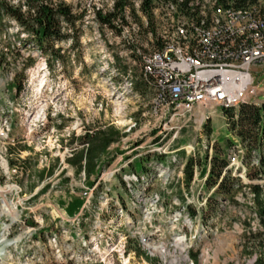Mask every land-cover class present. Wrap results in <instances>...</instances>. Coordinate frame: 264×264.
<instances>
[{"label":"rangeland","instance_id":"obj_1","mask_svg":"<svg viewBox=\"0 0 264 264\" xmlns=\"http://www.w3.org/2000/svg\"><path fill=\"white\" fill-rule=\"evenodd\" d=\"M65 1L86 14L83 35L76 50L71 42L62 44L70 62L56 63L53 71L30 45L16 59L18 27L13 21L4 25L12 46L0 66V123L11 126L10 136H0V264H195L194 255L196 264H252L243 247L249 226L258 228L251 190L238 194L239 203L225 204L220 219L203 224L194 216L210 193L201 173L208 141L228 133L221 106L198 105L171 118L163 107L155 112L152 89L139 93L131 84L142 75L144 56L155 51L156 37L175 40L180 13L156 3L155 38L147 34L145 18L142 27L130 16L119 35L96 20L97 9L112 10L114 0ZM133 1L139 9L141 0ZM29 55L36 61L20 75L25 88L17 95L14 78ZM208 65L189 68L199 75L243 71L238 64ZM252 69L254 85L245 102L264 101V65ZM112 124L127 135L110 148V164L89 186L84 173L77 175L66 162L80 147L71 143ZM148 154L150 171L138 181L132 165ZM188 157L198 161L189 185ZM134 166L142 172L140 161ZM43 169L49 172L41 176ZM77 199L84 208L70 216L67 206Z\"/></svg>","mask_w":264,"mask_h":264},{"label":"trees","instance_id":"obj_2","mask_svg":"<svg viewBox=\"0 0 264 264\" xmlns=\"http://www.w3.org/2000/svg\"><path fill=\"white\" fill-rule=\"evenodd\" d=\"M214 2L215 9L223 8L235 12H247L250 18L255 21L258 29L248 26L247 34L253 36L255 33H263L264 35V7L260 4V0H215ZM156 3L162 4L170 10H176L180 13L178 17L182 16L177 21L180 27H176L173 42L163 41L156 37L158 30ZM203 4V0H141L139 9H136L133 0H114L112 10L105 12L97 9L96 20L102 28H110L122 35L124 28L129 26L130 16L142 27L146 24L147 34L156 37L157 40L153 44L156 45L155 51L163 49L170 43L175 46H184L191 40L192 44H195L192 52L202 54L206 57L205 59L215 63L219 61L220 57L225 59L241 47L246 48L248 36L238 33L232 35L231 41L236 39L234 46L231 45V41L225 43L219 41V38L214 40L212 47L206 43H196L199 31L210 29L212 25L209 19L211 16L209 7H204ZM258 9L259 13H257ZM205 11L209 16L204 15ZM85 15L74 11L65 0H20L18 3L13 0H0V41L5 38L4 43L7 44L0 50V66L3 67L7 62V53L11 52L12 46L11 43H8L10 39L8 40L6 37L9 28L4 25L7 21H13L18 27L14 42L20 41L21 43L19 47L13 49L15 58H19L23 47L30 45L31 48L39 51L40 55L45 58L49 70L53 71L56 63L65 65L70 62V58L67 56L68 52L62 47L64 42H71L72 49H78L83 35ZM143 18L146 19L145 24ZM181 27L187 29L185 37L179 35ZM195 49L196 51H194ZM133 52L135 53L134 50ZM35 61L36 58L29 55L24 69L16 72L13 83L17 95H20L25 88L19 81L20 75L25 77L24 71L33 66ZM142 71L140 78L135 77L136 80L133 78L135 82L132 79L131 84H133L134 90L139 93L148 88L152 89L154 92L153 104L156 108L155 98L162 95V88L155 82L154 77L146 74L144 69ZM128 72L127 69L125 74ZM222 112L228 133L226 137H219L214 143L208 141L206 164L201 173L203 178L205 177L204 186L210 193L205 197V207L201 209L200 213L195 212L194 216H198L203 224H206L208 218L220 219L226 208L225 204L239 203L238 194L244 189L251 190L254 195L253 202L258 218V228L254 230L249 226L243 235V247L248 256L253 257L252 264H264V101L260 104L252 101L242 102L237 106L223 107ZM208 122L205 124V128H208L209 133L212 134L213 131ZM126 135L113 124L99 127L94 131H87L82 136L73 138L74 141L71 145L78 142L80 147L73 149L72 155L66 159V162L75 168L77 175L84 173L88 185L93 186L91 183L93 175L98 176L110 164V161L106 160L110 148ZM234 158L238 159L239 164L232 165ZM158 159L161 160V157ZM145 160H150V154L145 156L143 161L138 160L142 165L141 173H137L134 166L138 161L128 164V166L133 164L132 172L135 173L134 178L138 181L141 180L142 174L150 171L145 165ZM197 166V159L188 157L184 167L188 185L195 177ZM48 172L43 169L41 176ZM52 173L53 171H51ZM84 203L85 201L79 199L69 203L67 206L68 215L73 216L79 212L84 208ZM146 258L152 261L148 254H146ZM192 259L196 264L197 255H194Z\"/></svg>","mask_w":264,"mask_h":264},{"label":"built area","instance_id":"obj_3","mask_svg":"<svg viewBox=\"0 0 264 264\" xmlns=\"http://www.w3.org/2000/svg\"><path fill=\"white\" fill-rule=\"evenodd\" d=\"M229 10L224 11L222 14L229 12ZM257 13H259V9ZM175 23V27H180L177 20ZM182 29L184 30V28ZM184 32L186 33V31ZM234 33H241L242 36H248L246 46L247 55L241 56L240 60H230L228 56V62L216 63L225 66H231L233 64L242 65L243 71L238 73L245 74L247 72V84L241 87L232 97H229L222 88H218L217 91H212L208 86L200 84L199 76L201 74L194 73L189 67L191 64L197 65V56H201L202 54L192 52L195 44H192L191 40L184 44V49H177L175 44L170 43L163 49L144 56L143 69L145 73L154 77L156 83L165 85L167 89V98L169 100V112L166 113L167 117L170 116L169 113L172 112V109L177 107L190 108L197 107L198 105L207 106L209 104L222 102L232 103L238 100L248 99L247 94L254 85L252 66L261 67L264 65V36L253 37L251 34H247V29L243 27H237L236 31L229 32V26H227L218 33L219 41L225 43L227 41L230 42L233 38L232 34ZM206 44L211 47L213 46V42H206ZM213 52L216 51L213 50ZM216 64L210 63V65ZM96 262L98 260H95Z\"/></svg>","mask_w":264,"mask_h":264},{"label":"bare ground","instance_id":"obj_4","mask_svg":"<svg viewBox=\"0 0 264 264\" xmlns=\"http://www.w3.org/2000/svg\"><path fill=\"white\" fill-rule=\"evenodd\" d=\"M215 0H203L204 7H209L210 10V22H212V25L210 27V29H204V30H200L198 37L196 39V43H206V42H214L215 39L219 38L218 37V33L220 31H222V29L226 28L227 26H229V30L231 31H236L237 27H243L244 29H247L248 26L253 27L254 29H257V26L255 24V21L253 19L250 18V15L247 12H235L233 10H229V12H226L225 14H222L224 11L223 8H217L215 9L214 6V2ZM204 15L207 16V11L204 12ZM209 16V15H208ZM231 21V22H230ZM186 31V33L184 32ZM179 35L185 37V35L187 34V29H179ZM247 33H248V29H247ZM236 34V33H234ZM239 35H242L241 33H238ZM233 35V34H232ZM260 36H264L263 33H255L253 35V37H260ZM236 39H233L231 41V45L234 46ZM177 47V49H184V46L180 45V46H175ZM247 55V51L245 47H241L239 50L234 51L231 53V55L229 56V59L231 60H240L241 56H246ZM206 57L204 56H197V65L201 66V65H206L210 63L216 64V63H225L228 62L227 58H223L220 57L219 61L212 62L209 61L207 59H205ZM208 65V66H209ZM199 82L200 84L206 85L210 88V90L212 91H217L218 88H222L223 90L226 91V93L228 94L229 97L234 96L238 90L243 87L244 85L247 84V72L245 74L243 73H238L236 71H224V70H216V71H209V72H205V73H201V75L199 76ZM161 88H162V95L157 96L155 104H156V110L158 108L162 109L165 111H169V100L167 98V89L165 87V85L160 84ZM245 102V100H238L235 102H222V103H217L215 105H219L221 107H232V106H237L240 103ZM194 107H177L175 109H172V112H170L171 118L181 115L183 113H187L190 112L191 110H193ZM157 113V112H156ZM6 122V121H5ZM10 124V123H9ZM7 123V125H9ZM5 126V125H4ZM1 123H0V136H7V134L9 135V133H7L6 130H8V127L11 126L9 125L7 128H5ZM10 136V135H9ZM8 136V137H9ZM11 140H14V138H10ZM15 141V140H14ZM233 161H236V159L234 158ZM6 207V206H5ZM1 256V254H0Z\"/></svg>","mask_w":264,"mask_h":264},{"label":"crops","instance_id":"obj_5","mask_svg":"<svg viewBox=\"0 0 264 264\" xmlns=\"http://www.w3.org/2000/svg\"><path fill=\"white\" fill-rule=\"evenodd\" d=\"M259 103H262V101H259Z\"/></svg>","mask_w":264,"mask_h":264}]
</instances>
